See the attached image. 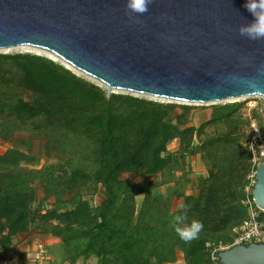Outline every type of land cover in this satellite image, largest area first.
Masks as SVG:
<instances>
[{
    "label": "trees",
    "instance_id": "1",
    "mask_svg": "<svg viewBox=\"0 0 264 264\" xmlns=\"http://www.w3.org/2000/svg\"><path fill=\"white\" fill-rule=\"evenodd\" d=\"M244 107L212 105L195 126V106L108 92L45 56L0 54V140L28 132L45 142L47 162L57 160L38 168L40 160L19 147L0 152V247L17 253V236H50L59 247L50 249V264H176L179 255L185 264H211L214 250L234 246L250 206L257 210L255 184L247 192L258 170L248 141L251 119L261 115L247 117ZM193 157L207 170L196 179L197 195L188 194ZM182 205L188 222L204 224L190 245L172 223Z\"/></svg>",
    "mask_w": 264,
    "mask_h": 264
},
{
    "label": "water",
    "instance_id": "2",
    "mask_svg": "<svg viewBox=\"0 0 264 264\" xmlns=\"http://www.w3.org/2000/svg\"><path fill=\"white\" fill-rule=\"evenodd\" d=\"M127 0H0V49L31 46L119 90L183 103L264 99V40L242 37L246 0H152L135 22ZM264 212V161L252 192ZM221 264H264V243Z\"/></svg>",
    "mask_w": 264,
    "mask_h": 264
},
{
    "label": "rangeland",
    "instance_id": "3",
    "mask_svg": "<svg viewBox=\"0 0 264 264\" xmlns=\"http://www.w3.org/2000/svg\"><path fill=\"white\" fill-rule=\"evenodd\" d=\"M13 53H32V54H36L39 56H45L51 60H54L55 62H57L59 64H62L66 68L70 69L76 75H78L82 78H85L86 80L91 81L93 83H96L97 85L106 89L108 92L131 94L134 96L144 97V98H147L150 100H155V101L164 102V103H177V104H186V105L195 106L196 110H194L192 113V124L195 126H199L202 122H204L210 118V115L212 112V110H211L212 105L243 102V103H245V107L242 111L247 117L253 116V110H255V109L260 112V115L264 111V99L261 96L243 97V98H238V99L225 100V101H221L218 103L201 104V103H183V102H178V101H174V100L144 96V95H140V94H134V93L124 92V91H119V90H114V89L110 90L109 87L107 85H105L104 83L80 72L79 70H77L75 68H72L71 66L70 67L67 66V64L64 63V61L53 56V54H51L48 51H45V50H42L39 48H35V47H31V46H20V47L11 48V49H0V54H13ZM210 131H213V130H209V132ZM10 147H19V148L27 151L28 153L36 156L40 160L38 168H42L45 165L53 164V163L57 162V160L55 158L48 160V162L46 161V158H45L46 144H45V142H43L41 140H37V139L31 140L28 132L17 133L15 135L12 143L4 142V141L0 140V152L4 151L6 148H10ZM168 149L170 152L176 151L178 149V141H174L171 144H169ZM189 163H190V166L192 168L191 178L193 179L194 184L189 189L188 194L197 195L198 190L196 188V179L200 176H206L207 170H206L205 166L202 164V162L200 161L199 157L191 158L189 160ZM256 173L257 172H251V175L249 177L250 185L247 188L248 193L252 192L253 184H256L255 183ZM132 177H133L132 175H125L124 176V178H126V179H131ZM103 191H104L103 188H101L98 191V193L95 195V198L93 201V204L95 206H98L101 204V202L103 200ZM39 192H40V195L42 197L43 196L42 190H39ZM181 203L182 202L180 200H176L175 204H174V208L179 209L181 207ZM7 234H8L7 230H4L2 233V235H7ZM25 237L26 236L19 237L17 239L15 238V242H19V246H22V247L21 248L19 247L20 251H18L16 249H14V250L21 255L24 254V257L20 258V260H21L20 264H33V263H35V260L38 256V251H37V246H36L37 243L43 244L46 247L48 253H49L50 249L51 250H58L59 249L58 244L55 243L56 242L55 239H53L50 236H48V237L38 236V238H33V237L25 238ZM220 248L229 249V247H220ZM21 250H23V251H21ZM12 252H14V251H12ZM17 253L14 252V255H18ZM179 256L180 257H179L177 263L178 264H185L182 255H179ZM49 259L50 260H48V261L47 260H45L44 262L42 261V264H50V261L52 262V260L55 258H54V256H50ZM88 263L89 264H96V259H91L90 261H88ZM79 264H87V262L80 261Z\"/></svg>",
    "mask_w": 264,
    "mask_h": 264
},
{
    "label": "built area",
    "instance_id": "4",
    "mask_svg": "<svg viewBox=\"0 0 264 264\" xmlns=\"http://www.w3.org/2000/svg\"><path fill=\"white\" fill-rule=\"evenodd\" d=\"M251 118V117H250ZM250 139L248 141V149L252 154V163L255 167L264 161V111L261 113L260 120L251 119L250 122ZM247 204H250L249 201ZM257 210H259L257 208ZM256 208L250 206V220L245 222L241 228V234L236 239L235 245H249L251 243H264V222L259 219V211ZM262 212V211H261ZM264 213V212H263ZM38 256L33 264H42V261L50 260V254L46 247L37 243ZM226 250L220 248L214 250L211 254V264H221L218 252ZM7 253L0 247V264H20L21 260L18 255H14V252H9L4 257L3 254Z\"/></svg>",
    "mask_w": 264,
    "mask_h": 264
},
{
    "label": "clouds",
    "instance_id": "5",
    "mask_svg": "<svg viewBox=\"0 0 264 264\" xmlns=\"http://www.w3.org/2000/svg\"><path fill=\"white\" fill-rule=\"evenodd\" d=\"M152 0H127L126 14L130 20H135L137 15H143L148 12V6ZM246 9L253 16V20L242 24L238 32L242 37L256 41L264 40V0H246ZM184 211L182 214L173 216L172 223L177 236L185 243L191 244L199 239L200 233L204 230L202 221L192 219L188 222L187 205H182Z\"/></svg>",
    "mask_w": 264,
    "mask_h": 264
},
{
    "label": "crops",
    "instance_id": "6",
    "mask_svg": "<svg viewBox=\"0 0 264 264\" xmlns=\"http://www.w3.org/2000/svg\"><path fill=\"white\" fill-rule=\"evenodd\" d=\"M19 237H23V235H19V236H17L16 239L19 238ZM25 238H26V237H25ZM20 239H21V238H20ZM20 239H19V240H20ZM14 244H15V247H14V248H15L16 250L20 251V250H19V247L21 248L22 246H19V242H15V239H14ZM21 251H23V250H21ZM21 257H24V254H22ZM52 261H54V259H53ZM64 264H70V263H64ZM77 264H79V262H78ZM87 264H89V263L87 262ZM176 264H178V263H176Z\"/></svg>",
    "mask_w": 264,
    "mask_h": 264
},
{
    "label": "bare ground",
    "instance_id": "7",
    "mask_svg": "<svg viewBox=\"0 0 264 264\" xmlns=\"http://www.w3.org/2000/svg\"><path fill=\"white\" fill-rule=\"evenodd\" d=\"M52 54V53H51ZM53 56H55L54 54H53ZM55 57H57V56H55ZM58 58V57H57ZM60 59V58H59ZM63 61V60H62ZM64 63H66V62H64ZM67 64V63H66ZM67 66H69L70 67V65L69 64H67ZM72 67V66H71ZM72 68H74V67H72ZM76 69V68H75ZM80 71V70H79ZM80 72H82V71H80ZM82 73H84V72H82ZM85 74V73H84ZM87 75V74H86ZM89 76V75H88Z\"/></svg>",
    "mask_w": 264,
    "mask_h": 264
}]
</instances>
